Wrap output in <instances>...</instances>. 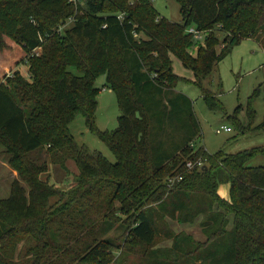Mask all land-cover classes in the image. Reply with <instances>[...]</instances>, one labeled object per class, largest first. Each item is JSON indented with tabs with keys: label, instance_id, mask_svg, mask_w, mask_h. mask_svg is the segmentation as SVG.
Listing matches in <instances>:
<instances>
[{
	"label": "trees",
	"instance_id": "16d2710c",
	"mask_svg": "<svg viewBox=\"0 0 264 264\" xmlns=\"http://www.w3.org/2000/svg\"><path fill=\"white\" fill-rule=\"evenodd\" d=\"M177 1L182 23L160 18L151 0H0V143L19 175L0 198V264H124L120 249L141 257L134 264H264V166H248L264 145L237 154L190 149L201 130L172 66L179 58L207 105L222 110L205 81L242 39L264 49V0ZM190 26L206 34L204 45ZM216 32L231 36L219 51ZM101 74L120 108L113 132L96 126ZM261 90L246 106L249 127L236 123L240 107L232 116L239 133L264 132V117L253 126ZM79 114L115 163L76 143L69 124ZM169 123L184 135L165 137ZM42 149L67 172V160L75 163L70 187L43 178L47 161L29 157ZM199 158L202 167L186 168ZM223 184L229 200L218 194ZM198 220L204 241L168 224ZM116 228L122 244L104 237ZM159 237L172 245L159 248Z\"/></svg>",
	"mask_w": 264,
	"mask_h": 264
},
{
	"label": "rangeland",
	"instance_id": "374dc122",
	"mask_svg": "<svg viewBox=\"0 0 264 264\" xmlns=\"http://www.w3.org/2000/svg\"><path fill=\"white\" fill-rule=\"evenodd\" d=\"M154 9L160 18H164L170 22L182 23L180 13V4L177 0H151ZM67 27L70 23L68 20L63 23ZM60 33V32H59ZM197 42L204 45L206 42V34ZM218 40L217 51L224 46L226 38L225 32H216ZM43 42L37 49L39 53L43 50ZM193 46L188 51L192 56L197 54L200 45ZM0 60H4L0 55ZM28 64V63H27ZM25 62L19 65L20 72L27 76L28 65ZM172 66L174 73L182 78L176 86V90L187 95L193 102V110L200 126V135L196 138V148L204 147L210 155L223 151L226 154H237L239 152L261 147L264 145V132L250 130L239 133L234 125L232 116L238 107L236 123H241L249 127V120L246 114V106L251 99L255 90L262 88L260 94L252 99V109L255 112L253 126L259 125L264 117V49L259 43L252 38H244L238 44L234 45L230 53L214 68L209 78L205 81V86L218 95L221 109L210 108L201 94V89L193 81L195 76L192 70L183 66L181 60L172 57ZM72 72L79 74L75 68H71ZM11 71H7L9 74ZM105 75L101 74L96 78L95 85L100 90L98 95V107L96 111V126L101 131L113 132L118 126V117L120 108L116 94L106 85ZM222 126L232 129L230 132L222 131L220 134L216 130ZM175 126L169 123L166 126L165 137L170 136L174 132ZM154 130L158 131L157 125ZM69 131L73 135L76 143L84 145L90 152L102 154L109 162L115 163V156L110 148L94 133L89 131L86 126L83 115H77L69 124ZM179 137L184 134L176 129ZM160 137V134L158 135ZM29 157L33 161L48 163V172L43 178L49 177L51 184L59 188H68L74 183V176L77 175L78 169L74 162L67 160L66 167L68 172L59 166L50 162L49 156L45 149L29 153ZM11 156L5 147L0 143V198H7L10 195L12 182L19 179V175L13 162L10 161ZM248 166H264V157L257 156L248 162ZM122 216V215H121ZM124 217V216H123ZM196 221L192 225L180 224L176 221H169L168 224L176 232L182 231L192 236H199V225ZM122 228H116L104 235L105 238L116 239L118 244H122L119 236L122 234ZM159 248H168L172 245L171 240H164L159 237L157 240ZM124 248V247H123ZM119 250L115 253L117 262L125 260L124 264H134L141 257L135 252L127 253Z\"/></svg>",
	"mask_w": 264,
	"mask_h": 264
},
{
	"label": "built area",
	"instance_id": "2783aa9c",
	"mask_svg": "<svg viewBox=\"0 0 264 264\" xmlns=\"http://www.w3.org/2000/svg\"><path fill=\"white\" fill-rule=\"evenodd\" d=\"M72 1H77V0H72ZM118 19L122 20L123 19V14H120L118 16ZM73 20V18L71 17L69 19V22ZM65 25H63L59 31H61V29L64 27ZM187 32L190 33L193 37L194 40L198 41L201 39V37L204 35L203 32H200L198 31L195 27H188L187 28ZM135 36L137 37L138 35L135 34ZM199 42V41H198ZM35 55H38L39 52L37 51V49L33 52ZM222 131H225V132H230L232 131V129L230 127H227V126H222L221 128L217 129L216 130V133L220 134ZM196 140H194L193 142H191L189 144V148L192 149V150H196V143H195ZM204 165V160L202 158H199L197 160H189L187 161L186 163V168L188 170H193L195 168H200ZM182 179V175H176V176H170L168 179H167V186L168 187H171L175 182L177 181H180Z\"/></svg>",
	"mask_w": 264,
	"mask_h": 264
},
{
	"label": "crops",
	"instance_id": "0c3cea01",
	"mask_svg": "<svg viewBox=\"0 0 264 264\" xmlns=\"http://www.w3.org/2000/svg\"><path fill=\"white\" fill-rule=\"evenodd\" d=\"M218 194L223 198V199H226V200H229V185L228 184H223L219 187L218 189ZM187 225H192V224H187ZM197 225H199V220L197 222ZM181 232V231H179ZM176 231V233H179ZM196 240H199V241H204L205 240V236L203 235L202 231H201V228L199 226V236L196 237V236H193Z\"/></svg>",
	"mask_w": 264,
	"mask_h": 264
}]
</instances>
